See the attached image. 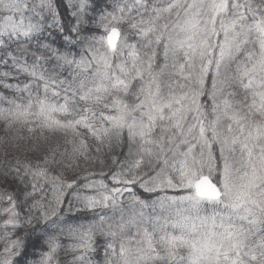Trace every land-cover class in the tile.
<instances>
[{
  "label": "snow or ice",
  "instance_id": "1",
  "mask_svg": "<svg viewBox=\"0 0 264 264\" xmlns=\"http://www.w3.org/2000/svg\"><path fill=\"white\" fill-rule=\"evenodd\" d=\"M0 90V264H264V0H0Z\"/></svg>",
  "mask_w": 264,
  "mask_h": 264
},
{
  "label": "trees",
  "instance_id": "2",
  "mask_svg": "<svg viewBox=\"0 0 264 264\" xmlns=\"http://www.w3.org/2000/svg\"><path fill=\"white\" fill-rule=\"evenodd\" d=\"M0 91H2V90H0ZM88 170L89 171H95V172H99L101 170L107 171V169H101L99 167H89ZM61 255H63V253ZM68 259H71V256L70 255L68 256ZM94 259H97L98 260V259H100V257L99 256H95Z\"/></svg>",
  "mask_w": 264,
  "mask_h": 264
}]
</instances>
